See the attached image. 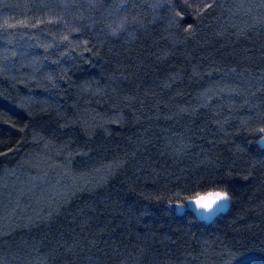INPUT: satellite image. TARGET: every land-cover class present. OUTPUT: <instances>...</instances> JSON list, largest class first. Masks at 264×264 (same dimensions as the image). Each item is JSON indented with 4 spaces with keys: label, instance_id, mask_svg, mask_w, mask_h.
Returning <instances> with one entry per match:
<instances>
[{
    "label": "trees",
    "instance_id": "16d2710c",
    "mask_svg": "<svg viewBox=\"0 0 264 264\" xmlns=\"http://www.w3.org/2000/svg\"><path fill=\"white\" fill-rule=\"evenodd\" d=\"M262 130L264 0H0V264H264Z\"/></svg>",
    "mask_w": 264,
    "mask_h": 264
},
{
    "label": "water",
    "instance_id": "95a60500",
    "mask_svg": "<svg viewBox=\"0 0 264 264\" xmlns=\"http://www.w3.org/2000/svg\"><path fill=\"white\" fill-rule=\"evenodd\" d=\"M257 144L264 147V133H261ZM224 193L222 191H207L203 194L194 196L184 201V203H175L172 208L176 214L183 213L184 210L189 211L197 221L209 223L218 214L225 213L229 207V199L218 201L211 209H204L197 203L201 198H210L215 193Z\"/></svg>",
    "mask_w": 264,
    "mask_h": 264
},
{
    "label": "snow or ice",
    "instance_id": "6c2138e0",
    "mask_svg": "<svg viewBox=\"0 0 264 264\" xmlns=\"http://www.w3.org/2000/svg\"><path fill=\"white\" fill-rule=\"evenodd\" d=\"M264 131V130H262ZM228 199L227 193H215L210 198H201V200H198L197 203L200 207L204 209H211L213 205H215L218 201L226 200Z\"/></svg>",
    "mask_w": 264,
    "mask_h": 264
}]
</instances>
